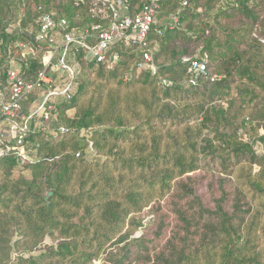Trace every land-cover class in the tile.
<instances>
[{
  "label": "trees",
  "instance_id": "16d2710c",
  "mask_svg": "<svg viewBox=\"0 0 264 264\" xmlns=\"http://www.w3.org/2000/svg\"><path fill=\"white\" fill-rule=\"evenodd\" d=\"M93 1L0 0V91L9 48L35 42L43 15L107 28ZM147 42L155 70L123 42L104 63L78 54L49 128L33 117V164L0 141V264H264V0H159ZM19 63L25 80L44 67Z\"/></svg>",
  "mask_w": 264,
  "mask_h": 264
},
{
  "label": "built area",
  "instance_id": "2783aa9c",
  "mask_svg": "<svg viewBox=\"0 0 264 264\" xmlns=\"http://www.w3.org/2000/svg\"><path fill=\"white\" fill-rule=\"evenodd\" d=\"M133 1L94 0L91 13L96 18L109 21L105 29L100 24L86 29L71 28L66 19L57 18L55 14H45L38 20L40 30L35 42L19 40L9 48L5 61L8 66L6 75L9 91L7 94L0 91V118L4 119L7 127H2L0 123V141L15 142L14 150L22 165L34 163L25 149V140L34 115L39 120L41 130L48 129L56 99H69L75 89V79L80 69L78 54L84 53L88 62L104 63L110 49L118 42H123L143 50L140 69L155 70L147 38L159 10V0H147L141 13L130 16L127 12ZM28 35L31 38L32 31ZM32 56L41 57L44 67L36 79L25 80L16 59L22 62ZM117 59L115 55L114 62ZM184 63H190L196 76H208L205 63L189 58ZM65 79L67 82L63 84ZM52 85L54 89H49L42 101L37 103L38 107L33 114L26 116L22 111L23 102L30 95ZM11 150L7 148V152Z\"/></svg>",
  "mask_w": 264,
  "mask_h": 264
},
{
  "label": "rangeland",
  "instance_id": "374dc122",
  "mask_svg": "<svg viewBox=\"0 0 264 264\" xmlns=\"http://www.w3.org/2000/svg\"><path fill=\"white\" fill-rule=\"evenodd\" d=\"M158 22H160V20H159ZM161 22H162V21H161ZM17 26H18V23L10 25V27H9L8 30H7V32H8L9 34L14 33V32L16 31ZM29 30H30V32H31L33 29H29ZM41 55H42V54H41ZM188 58H190V57H188ZM16 62H17V67L20 68V63H19V61H18L17 59H16ZM136 236H140V233H137ZM48 241L52 242L50 239H48ZM42 248H45V245H42L41 249H42ZM94 264H99V262H96V261H95Z\"/></svg>",
  "mask_w": 264,
  "mask_h": 264
}]
</instances>
